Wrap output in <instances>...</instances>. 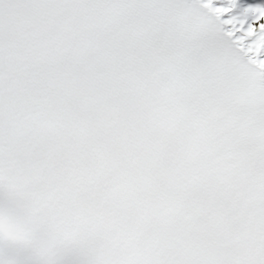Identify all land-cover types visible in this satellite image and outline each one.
<instances>
[{"label": "snow or ice", "instance_id": "obj_1", "mask_svg": "<svg viewBox=\"0 0 264 264\" xmlns=\"http://www.w3.org/2000/svg\"><path fill=\"white\" fill-rule=\"evenodd\" d=\"M0 264H264V0H0Z\"/></svg>", "mask_w": 264, "mask_h": 264}]
</instances>
